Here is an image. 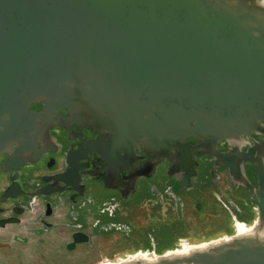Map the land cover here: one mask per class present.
Wrapping results in <instances>:
<instances>
[{
    "label": "water",
    "instance_id": "water-1",
    "mask_svg": "<svg viewBox=\"0 0 264 264\" xmlns=\"http://www.w3.org/2000/svg\"><path fill=\"white\" fill-rule=\"evenodd\" d=\"M258 2L0 0V154L29 140L38 118L29 107L43 98L54 110L82 103L107 114L119 146L251 136L264 121ZM257 149L245 156L258 165L259 199L246 186L264 222V143ZM155 264H264V242L235 239Z\"/></svg>",
    "mask_w": 264,
    "mask_h": 264
},
{
    "label": "flooded vegetation",
    "instance_id": "flooded-vegetation-1",
    "mask_svg": "<svg viewBox=\"0 0 264 264\" xmlns=\"http://www.w3.org/2000/svg\"><path fill=\"white\" fill-rule=\"evenodd\" d=\"M48 105L43 98L29 107L38 115L31 144L20 137L0 154V264H106L162 255L232 235L257 219L246 184L259 199L258 165L245 154L259 153L263 120L236 142L141 138L125 147L114 142L118 126L107 114L82 103L60 111ZM237 149L244 157H233ZM216 151L230 156L219 160ZM207 206L227 215L233 233L194 241L185 214Z\"/></svg>",
    "mask_w": 264,
    "mask_h": 264
},
{
    "label": "bare ground",
    "instance_id": "bare-ground-1",
    "mask_svg": "<svg viewBox=\"0 0 264 264\" xmlns=\"http://www.w3.org/2000/svg\"><path fill=\"white\" fill-rule=\"evenodd\" d=\"M261 6H264V0L262 2H258ZM237 140H231L230 142H236ZM241 145L244 144L243 141L240 142ZM248 239V238H253L254 240H260L264 242V222H260V220L257 219L251 224V225H238L236 227V230L234 234L224 236L221 238H218L216 240L210 241V242H203V243H198V244H189V243H184L180 247L167 251L163 253L162 255H158L155 253L151 254H141L139 253L138 255H134L131 260H137L139 262L143 263H148V264H155L159 260H166V259H171V258H185L187 256H190L193 252L196 251H204L210 249L213 246H217L218 244L221 243H226V242H232V240L235 239ZM127 261V259H122L118 260L116 262H108L106 264H121L122 262Z\"/></svg>",
    "mask_w": 264,
    "mask_h": 264
},
{
    "label": "rangeland",
    "instance_id": "rangeland-1",
    "mask_svg": "<svg viewBox=\"0 0 264 264\" xmlns=\"http://www.w3.org/2000/svg\"><path fill=\"white\" fill-rule=\"evenodd\" d=\"M188 209V213L185 214L187 217L186 222H188V225L190 226V228H188L189 234L195 237L194 241H209L233 233L232 228H227L226 224L228 218L227 215H224L225 213H222L219 210L215 211V208L211 209V206H207L203 211L204 213L202 212L203 214L197 213L192 207H189ZM164 248L166 250L174 249L170 247Z\"/></svg>",
    "mask_w": 264,
    "mask_h": 264
}]
</instances>
